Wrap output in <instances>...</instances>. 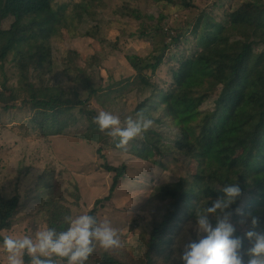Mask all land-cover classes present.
Listing matches in <instances>:
<instances>
[{"label": "trees", "instance_id": "obj_1", "mask_svg": "<svg viewBox=\"0 0 264 264\" xmlns=\"http://www.w3.org/2000/svg\"><path fill=\"white\" fill-rule=\"evenodd\" d=\"M157 1L181 11L195 8L192 0ZM224 1L214 4L218 10L224 8V18L217 20L207 11L199 12L193 22H186L183 32L180 30L171 38L175 49H179L182 41H188L189 32L194 48L190 49L192 52L179 50L182 59L177 67L170 62L169 88L154 86L146 71L151 75L156 73L166 61L164 49L172 43L159 50L160 56L153 52L146 58L135 57L130 61L137 77L128 80L126 87H152V93L132 114L135 117L138 111L145 110L154 125L144 134V140L133 142L129 152L143 161L163 165L155 160L162 143L166 142V136L158 129L169 128L176 136L172 148L185 157L188 168L192 166L191 178L153 187L150 200L155 204L150 211L153 218L137 240V258L132 257L122 242L120 249L110 251L97 245L86 264H182L176 255L182 251L176 241L179 231L185 225L195 227L196 206L205 207L208 203L210 206L209 198L214 200L223 195L222 188L229 184L238 183L242 190L231 210L236 235L244 238V247L249 246L245 233L252 230L251 216L259 220L255 230H264V1L241 0L239 5L228 6ZM9 18H13L10 27L0 30V108L9 111L20 101L21 106L31 109L33 116L29 122L39 127L43 135H59L77 121H86L85 137L100 145L98 153L105 158L101 146L108 144L109 137L93 124V117L99 111L89 105L101 88H94L84 77L81 82L89 91L87 99H81L75 91L70 95L58 88L56 92L57 88L46 86L45 76L53 72L51 52L43 64H38L36 59L37 55L40 59L44 47L48 46L46 43L57 31L58 14L52 8V0H0V26ZM259 48L262 49L259 51ZM10 57L18 73L28 80L25 88H14L5 78L4 64ZM174 57L177 55L169 59ZM4 93L8 96L4 97ZM105 98L108 102L121 96ZM208 104L211 106L207 107ZM50 124L51 129L55 126V132L50 130ZM145 140L148 144L143 143ZM103 166L115 175L109 195L96 200L88 213L98 219L100 205L112 199L127 173L126 164L118 167L104 163ZM208 181L215 186L214 190L205 188ZM43 208L47 227L57 231L67 229L64 217H73L69 207L60 200L50 199ZM19 209V196L5 199L0 195V231L11 227V220ZM236 209H242L245 216L237 215ZM241 219L246 223L240 224ZM212 222L215 225L214 219ZM0 241L3 242L2 236ZM24 259L28 264L29 257ZM60 264H66V260Z\"/></svg>", "mask_w": 264, "mask_h": 264}, {"label": "rangeland", "instance_id": "obj_2", "mask_svg": "<svg viewBox=\"0 0 264 264\" xmlns=\"http://www.w3.org/2000/svg\"><path fill=\"white\" fill-rule=\"evenodd\" d=\"M219 1L192 0L195 8L181 11L157 0H52V8L58 14L57 31L46 43L48 46L44 47L40 59L36 54L38 64H43L50 52L52 54L53 72L46 74V86L57 88L56 92L62 89L70 95L75 91L81 99H87L89 91L81 82L87 77L94 88H101L91 96L90 107L118 115L123 124L128 116L135 118L132 114L135 107L152 93V87H126L128 80L137 77L130 61L135 57L146 58L153 52L160 56L159 50L172 43L171 38L178 35L186 22H193L199 12L207 11L217 20L224 18V8L214 7ZM240 3L241 0L224 1L225 6ZM12 21L13 18L6 20L0 30L9 28ZM187 38L179 49H175L173 43L164 49L166 61L156 73L151 75L146 71L154 86L169 88L170 62L177 67L182 59L179 50L192 52L190 49L194 48L192 34L188 32ZM171 55L177 57L169 59ZM4 68L9 85L18 89L27 86V78L18 73L11 57ZM80 71L85 73L80 74ZM7 96L8 93H4V97ZM109 96L121 98L107 102L105 97ZM15 106L9 111L0 108V195L5 199L19 196L20 209L12 218L11 227L1 230L0 236L34 237L37 229L47 227L42 211L44 203L50 199L60 200L69 207L73 218L88 214L96 200L109 195L115 174L107 172L104 163L118 167L126 164V178L120 182L112 199L100 205L98 216L120 231L126 250L137 258L135 245L153 218L150 214L155 206L150 203L153 187L191 178L192 166L188 168L185 157L172 148L175 134L169 128L158 129L166 136V142L162 143L155 160L163 165L143 161L129 152L133 142L144 140V136L131 141L126 150L117 148L108 136V144L101 146L105 155L102 158L98 153L100 145L85 137L86 121H77L68 129L65 126L66 130L59 135H43L39 127L29 122L33 116L31 109L21 106L20 101ZM157 116L160 115L157 113ZM53 127L50 130L55 132ZM143 143L148 144V141ZM214 187L210 181L205 185L209 191ZM189 235H196L195 227L185 225L177 235V243ZM180 253L179 250L176 255ZM7 255L0 241V264H7Z\"/></svg>", "mask_w": 264, "mask_h": 264}, {"label": "clouds", "instance_id": "obj_3", "mask_svg": "<svg viewBox=\"0 0 264 264\" xmlns=\"http://www.w3.org/2000/svg\"><path fill=\"white\" fill-rule=\"evenodd\" d=\"M92 122L112 139L117 148L124 150L131 141L143 138L154 125L145 110L138 111L135 118L128 116L123 124L118 115L102 110ZM221 192L223 195L216 199L209 198L210 206L209 203L205 207L196 206L197 238L189 235L180 241L179 259L182 264H264V230H255L259 226L258 218L247 214L251 216L252 227L245 233L249 242L247 248L244 247V238L236 235L237 229L232 223L234 213L231 206L242 195L239 184L226 185ZM235 213L245 216L242 209H236ZM64 222L68 225L66 230L45 227L37 229L34 237L4 236L7 264H25V256L29 257L28 264H60L61 260H66V264H86L97 245L106 251L123 246L120 231L108 220L82 214L75 218L66 215ZM239 223L244 224L246 220L241 219Z\"/></svg>", "mask_w": 264, "mask_h": 264}]
</instances>
